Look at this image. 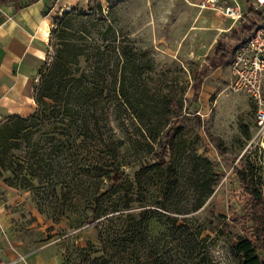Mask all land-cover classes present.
I'll return each instance as SVG.
<instances>
[{
    "label": "rangeland",
    "instance_id": "374dc122",
    "mask_svg": "<svg viewBox=\"0 0 264 264\" xmlns=\"http://www.w3.org/2000/svg\"><path fill=\"white\" fill-rule=\"evenodd\" d=\"M194 1L44 0L39 68L60 56L61 108L0 118L8 238L43 244L58 264L240 263L237 240L261 234L249 190L264 200V148L250 144L255 108L231 89V57L209 67L231 31Z\"/></svg>",
    "mask_w": 264,
    "mask_h": 264
},
{
    "label": "crops",
    "instance_id": "0c3cea01",
    "mask_svg": "<svg viewBox=\"0 0 264 264\" xmlns=\"http://www.w3.org/2000/svg\"><path fill=\"white\" fill-rule=\"evenodd\" d=\"M7 1L0 2V118L13 114L26 116L34 110L30 74L42 63L49 31V20L42 15L44 0H37L24 7L16 6L19 4L17 0H10L12 5L5 4ZM198 1L192 2L195 8ZM246 3L248 8L252 6L250 0H246ZM205 12L211 14L204 16H215L211 11ZM198 13L202 14L199 10ZM225 19L230 23L225 24ZM238 25L239 21L233 23L225 17L213 20L212 24L223 32H232ZM9 225V217L0 216V249L4 251L1 254L3 260H17L19 254L23 259L14 264H58L56 257L46 255L43 244H23V241L13 235L8 238Z\"/></svg>",
    "mask_w": 264,
    "mask_h": 264
},
{
    "label": "trees",
    "instance_id": "16d2710c",
    "mask_svg": "<svg viewBox=\"0 0 264 264\" xmlns=\"http://www.w3.org/2000/svg\"><path fill=\"white\" fill-rule=\"evenodd\" d=\"M37 0H29L26 4L19 3L16 6L24 7L26 5L32 4ZM16 3V2H15ZM264 17V7L262 9H254L251 5L247 11L245 17L239 21L238 27L230 33V39L235 42L233 47L226 46L224 43H218L213 58L210 60L209 67L218 68L227 62V59L232 56L235 49L243 43L253 31L261 24ZM60 56L58 54L53 55V61L48 66L45 62L41 68H39L41 75V81L39 83V88L36 93V104L37 102L43 104L42 106H37V113L42 115V117L58 114L60 112V96H59V81L58 75H55L54 70L59 65ZM206 68H202L205 70ZM196 79V77H195ZM35 99V98H34ZM68 111V109H67ZM68 113V112H67ZM62 114V113H61ZM66 114V113H65ZM70 114V113H69ZM69 114H66V116ZM64 115V114H62ZM36 113L28 116L34 117ZM22 120V119H21ZM172 129L167 131V138L170 139ZM155 162L161 165L165 169L169 168V164L164 160V153L160 156H156ZM124 176L123 171H117L111 178V184L113 186H118ZM250 195L255 200L257 206L261 208L264 213V200L262 193L256 189L251 188L249 190ZM260 235H255V240L251 238H240L234 245L235 252L240 256L239 264H264V258L259 255V250L264 252V214L262 220L259 223ZM262 231V232H261ZM147 264H161L157 259H151Z\"/></svg>",
    "mask_w": 264,
    "mask_h": 264
},
{
    "label": "built area",
    "instance_id": "2783aa9c",
    "mask_svg": "<svg viewBox=\"0 0 264 264\" xmlns=\"http://www.w3.org/2000/svg\"><path fill=\"white\" fill-rule=\"evenodd\" d=\"M254 9H262L264 0H252ZM199 12L211 11L233 23L246 16L236 0H199ZM231 89L243 93L255 108V129L250 144L264 148V17L261 24L233 52L230 61ZM0 264H12L1 261Z\"/></svg>",
    "mask_w": 264,
    "mask_h": 264
}]
</instances>
